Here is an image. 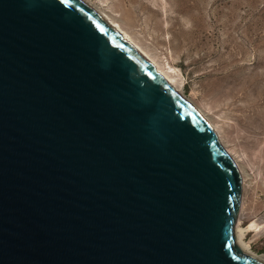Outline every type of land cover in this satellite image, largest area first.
<instances>
[{"label": "water", "instance_id": "obj_1", "mask_svg": "<svg viewBox=\"0 0 264 264\" xmlns=\"http://www.w3.org/2000/svg\"><path fill=\"white\" fill-rule=\"evenodd\" d=\"M202 115L81 0H0V264H264Z\"/></svg>", "mask_w": 264, "mask_h": 264}, {"label": "rangeland", "instance_id": "obj_2", "mask_svg": "<svg viewBox=\"0 0 264 264\" xmlns=\"http://www.w3.org/2000/svg\"><path fill=\"white\" fill-rule=\"evenodd\" d=\"M88 1L175 70L244 173L238 220L264 226V0ZM247 241L264 257V228Z\"/></svg>", "mask_w": 264, "mask_h": 264}, {"label": "bare ground", "instance_id": "obj_3", "mask_svg": "<svg viewBox=\"0 0 264 264\" xmlns=\"http://www.w3.org/2000/svg\"><path fill=\"white\" fill-rule=\"evenodd\" d=\"M86 6H88L94 13H96L101 19H103L113 30H115L131 47H133L138 53H140L146 60H148L156 69L157 71L165 78V80L174 88V90L183 98L185 99L190 105V101L187 99V97L184 94V90L182 88V83L176 78L174 75L175 70L171 67L168 69L162 67L154 58H152L146 51H144L143 48H141L139 45L134 42L133 38L122 28V26L113 19L110 15L106 14V12L97 6L93 5L88 0H81ZM197 110V109H196ZM204 120L208 123L209 127L212 129V131L217 135L219 141H220V133L218 130V127L213 125L209 119L199 110H197ZM221 142V141H220ZM228 155L233 160L234 164L236 165L239 174L242 179V185L243 187L246 184V180L244 178V173L242 169L240 168L238 161L236 158L232 155V153L224 148ZM244 211V203L242 205V211ZM264 226L261 227L260 223L257 221L252 222L248 227H243L241 223V219L238 220L237 226H236V241L239 247L249 253L250 255L264 261V257L256 254L251 246V243L247 241V237L249 233L260 231L263 229Z\"/></svg>", "mask_w": 264, "mask_h": 264}]
</instances>
